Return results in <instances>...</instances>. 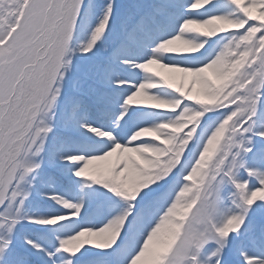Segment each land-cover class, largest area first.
<instances>
[{"label": "snow or ice", "instance_id": "6c2138e0", "mask_svg": "<svg viewBox=\"0 0 264 264\" xmlns=\"http://www.w3.org/2000/svg\"><path fill=\"white\" fill-rule=\"evenodd\" d=\"M0 264H264V0H0Z\"/></svg>", "mask_w": 264, "mask_h": 264}]
</instances>
